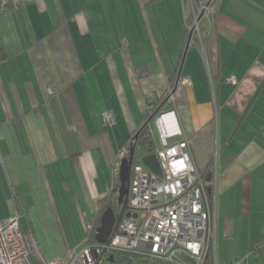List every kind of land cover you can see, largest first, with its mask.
Listing matches in <instances>:
<instances>
[{
	"label": "crops",
	"instance_id": "crops-1",
	"mask_svg": "<svg viewBox=\"0 0 264 264\" xmlns=\"http://www.w3.org/2000/svg\"><path fill=\"white\" fill-rule=\"evenodd\" d=\"M190 1L30 0L0 15V223L18 212L47 258L76 249L52 244L50 216L70 206L92 223L151 104L175 111L169 142L186 137L197 167L217 152L219 259L264 264V0H217L185 50Z\"/></svg>",
	"mask_w": 264,
	"mask_h": 264
},
{
	"label": "built area",
	"instance_id": "built-area-1",
	"mask_svg": "<svg viewBox=\"0 0 264 264\" xmlns=\"http://www.w3.org/2000/svg\"><path fill=\"white\" fill-rule=\"evenodd\" d=\"M28 1L0 0V15L20 9ZM217 4V0L190 1L191 21L187 28L200 40V23L205 18L210 23ZM144 111L152 116L158 133L154 153L162 174L151 171L134 157L127 208L110 240L102 243L89 237L92 224L88 223V233L79 249L73 250L67 260L49 259L38 238L21 229L19 214L15 212L0 223V264H208L209 254L212 264H221L216 244L217 152L209 159L210 168L197 167L186 137L169 142L170 137L183 135L175 111L151 104H146ZM104 120L112 121L113 116L106 113ZM133 146L138 147L131 137L120 147L112 170L114 176L119 174L120 161ZM208 173L211 179L206 181ZM242 260L233 264H241Z\"/></svg>",
	"mask_w": 264,
	"mask_h": 264
},
{
	"label": "water",
	"instance_id": "water-1",
	"mask_svg": "<svg viewBox=\"0 0 264 264\" xmlns=\"http://www.w3.org/2000/svg\"><path fill=\"white\" fill-rule=\"evenodd\" d=\"M195 38H198V36L197 35L194 36L193 31L190 30L186 38L185 50L188 48L191 42L195 43L196 41ZM179 76H180V69L177 73L175 84H177ZM167 98L168 96H166L165 100ZM251 102L249 103L244 114L248 110ZM151 117H152L151 115L148 116V118L143 124L149 123V121L151 120ZM134 157H135V147L133 146L130 150L129 155L127 157H124L120 161L118 181H117V190L115 194V201L119 207V211L117 214H115L112 207L108 206L101 213V216L99 219V225L94 229V233H93L95 240L98 242L107 243L110 240L111 236L115 233L117 229L119 221L121 220L123 214L125 213V210L127 208V196H128L130 171H131V165H132ZM140 161L146 167H148L151 171L157 173L158 175L162 174L161 166H160L159 160L155 153H145L144 155L140 157ZM210 179H211V175L208 173L205 177V180L209 181ZM128 214L129 213H126V215Z\"/></svg>",
	"mask_w": 264,
	"mask_h": 264
},
{
	"label": "rangeland",
	"instance_id": "rangeland-1",
	"mask_svg": "<svg viewBox=\"0 0 264 264\" xmlns=\"http://www.w3.org/2000/svg\"><path fill=\"white\" fill-rule=\"evenodd\" d=\"M205 21H206V18L203 19L202 22L200 23L199 28H200L202 33H205V30H206V26H205L206 22ZM188 32H189V30H188ZM188 32H187V35H188ZM201 32H200V34H201ZM198 39H199V37H198ZM167 103H169V99H168ZM165 108H166V106H165ZM149 126H150L151 133L153 134V136L156 140V144H158L159 143L158 133H157V130H156V127H155L153 120H150ZM145 153H146V151H145L144 147L138 146L135 148V158L140 159V157L142 155H144ZM114 180L118 181V175H116L114 177ZM113 208L115 209V213L117 214L119 211V207L116 204V201L113 204ZM59 210H57V211L61 214L62 220H58L60 218V215L56 217L57 219L50 216V219L54 221V224H55V221H57V225L55 224L56 230H58L60 232V237L58 236L59 238L55 235L53 236V238H51L52 244L55 246H58V247L61 246V248L63 245L67 246L68 249H66V250L68 251L67 253L69 254L70 253L69 246H70V248H73L75 246L76 249H79L82 246L83 240L85 239L88 231H87V229H84L86 225H85L84 221H83V223L81 222V219L78 216L79 210L77 208H72L70 206L63 208L62 206L59 205ZM92 213H90V215H89L90 217L87 220L88 222H92V220H93V218L91 217ZM79 230L83 231V234L80 236L78 235ZM262 247H264V244L262 245ZM68 254H66V255H68ZM253 256H254V254H253ZM219 260H220V262L222 261L221 259H219Z\"/></svg>",
	"mask_w": 264,
	"mask_h": 264
},
{
	"label": "trees",
	"instance_id": "trees-1",
	"mask_svg": "<svg viewBox=\"0 0 264 264\" xmlns=\"http://www.w3.org/2000/svg\"><path fill=\"white\" fill-rule=\"evenodd\" d=\"M190 15L186 16V21L187 23H189L190 20ZM196 36V35H194ZM196 39V38H195ZM159 109V108H158ZM131 137L135 138V142H136V146H142L145 148L146 153H154L155 152V148L157 146L156 144V140L153 136V134L151 133L150 130V126L149 123H145L142 126H139L121 145V147L127 142L128 139H130ZM207 186H210V182H207ZM117 190V181L114 180L111 189L109 190L107 196L102 200L100 208L98 209V212L96 213L93 221H92V230L88 233L89 237H91L92 239H94L93 236V231L94 229L99 225V219L101 216V213L108 207L111 206L113 211L115 212V209L113 208V204L115 203L114 200H112L113 195L115 194ZM15 200L17 201V205H18V199L17 197L15 198ZM207 262L208 264H212V254H209L207 256ZM221 264H233V261L231 262H220Z\"/></svg>",
	"mask_w": 264,
	"mask_h": 264
},
{
	"label": "clouds",
	"instance_id": "clouds-1",
	"mask_svg": "<svg viewBox=\"0 0 264 264\" xmlns=\"http://www.w3.org/2000/svg\"><path fill=\"white\" fill-rule=\"evenodd\" d=\"M116 214V213H115ZM94 235V234H93Z\"/></svg>",
	"mask_w": 264,
	"mask_h": 264
}]
</instances>
